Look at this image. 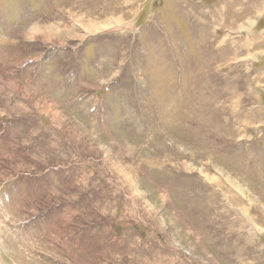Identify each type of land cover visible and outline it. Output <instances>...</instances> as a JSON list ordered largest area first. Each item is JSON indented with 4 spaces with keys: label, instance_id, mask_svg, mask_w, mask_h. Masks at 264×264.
Segmentation results:
<instances>
[{
    "label": "rangeland",
    "instance_id": "obj_1",
    "mask_svg": "<svg viewBox=\"0 0 264 264\" xmlns=\"http://www.w3.org/2000/svg\"><path fill=\"white\" fill-rule=\"evenodd\" d=\"M258 1L0 0V264H264Z\"/></svg>",
    "mask_w": 264,
    "mask_h": 264
},
{
    "label": "crops",
    "instance_id": "obj_2",
    "mask_svg": "<svg viewBox=\"0 0 264 264\" xmlns=\"http://www.w3.org/2000/svg\"><path fill=\"white\" fill-rule=\"evenodd\" d=\"M258 2H259V8L258 9H260L258 12L259 13L258 19L260 20V19H263V16H264V9H261L264 7V0L263 1L259 0ZM256 23H257V21H256ZM261 31H264V26L259 27L258 32H261Z\"/></svg>",
    "mask_w": 264,
    "mask_h": 264
}]
</instances>
